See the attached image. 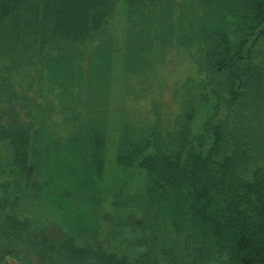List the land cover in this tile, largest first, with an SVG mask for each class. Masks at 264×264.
Returning <instances> with one entry per match:
<instances>
[{
  "label": "trees",
  "instance_id": "16d2710c",
  "mask_svg": "<svg viewBox=\"0 0 264 264\" xmlns=\"http://www.w3.org/2000/svg\"><path fill=\"white\" fill-rule=\"evenodd\" d=\"M119 5L123 28L113 23ZM21 36L25 47L32 42L25 51L17 50ZM175 43L197 48L191 64L200 78L189 76L187 84L213 101L205 130L212 144L199 149L205 132L192 126V105L176 118L175 131L163 128L159 114L146 140L137 141L127 127L118 163L144 171L147 183L140 193H117L113 203L143 208L148 228L167 229V235L163 240L147 235L148 248L134 261L66 237L62 247L73 259L264 264V0H141L132 6L127 0H0V94L5 89L17 99L13 78L30 71L35 100L37 87L41 94L45 87L76 88L74 98L86 110L67 138L50 131L47 112L36 102L34 141L33 122L0 125V142L11 147L13 183L24 178L29 188H39L35 162L40 156L48 160L66 152L79 167L74 185L84 182L88 192L99 191L107 146L100 113L106 111L113 66L118 62L130 72L149 64L156 47ZM77 191L83 193L79 186ZM84 201L92 203L88 197ZM58 207L71 210L64 201L52 209ZM86 217L90 224L92 217Z\"/></svg>",
  "mask_w": 264,
  "mask_h": 264
},
{
  "label": "rangeland",
  "instance_id": "374dc122",
  "mask_svg": "<svg viewBox=\"0 0 264 264\" xmlns=\"http://www.w3.org/2000/svg\"><path fill=\"white\" fill-rule=\"evenodd\" d=\"M127 1L131 6L141 3V0ZM121 7L119 5L117 19L113 23L123 28L125 12ZM23 41V36L16 41L17 50L25 51L32 44L29 42L25 47ZM160 49L156 47L150 59H146L149 64L144 61L130 72H123L118 67V60L113 66L106 111L100 113V120L106 126L107 146L99 191L88 192L84 182L74 185L76 179L73 175L79 171V167L76 160L66 158V152L61 153L59 158L54 154L48 160L40 156L35 162L38 165L35 181L39 183V188L27 187L24 178L19 185L14 184L16 173L10 171L9 163L11 147L8 142H0V264L96 263L91 258L73 259L62 247L66 237L73 238L78 246L94 248L101 245L110 253L134 261L148 248L147 235L158 236L161 240L167 235V229L157 231L148 228L143 208L116 206L113 203L117 193H140L147 183L144 171L118 163L119 144L127 127L129 132L135 133L137 141L146 140L160 115L163 128L175 131L176 118L192 105L195 106L192 126L197 133L205 132L203 147L199 149L207 151L212 144L205 130L213 101L205 100L198 87L194 89L192 84H187L189 76L196 81L200 78L191 64L197 48L193 44L179 46L175 43L172 47ZM13 81L18 98L12 99L7 90L2 89L0 125L10 121L21 124L33 122L31 135L34 141L35 102L42 104L41 107L47 112L44 117L47 127L58 137L67 138L75 126L82 124V115L86 110L79 97L74 98L78 93L76 88L71 91L47 90L45 87L41 94L37 87L35 100L34 87H31L34 79L30 71L18 73ZM187 115L185 113L182 119ZM196 143L199 145V142ZM47 182H50L48 186ZM78 186L83 193L77 191ZM87 197L92 203L84 201ZM62 200L70 205L71 210L63 211L58 207L54 211L52 208L61 205ZM94 201L96 206L93 213ZM77 211L80 213L77 214ZM86 216L92 217L90 224ZM85 228L89 229L87 236H80ZM220 263L215 261L212 264ZM161 264L168 263L161 260Z\"/></svg>",
  "mask_w": 264,
  "mask_h": 264
}]
</instances>
